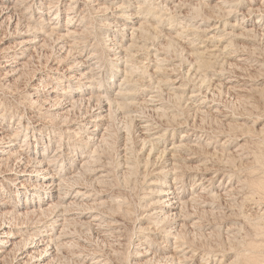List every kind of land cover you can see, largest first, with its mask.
Instances as JSON below:
<instances>
[{
	"label": "rangeland",
	"instance_id": "obj_1",
	"mask_svg": "<svg viewBox=\"0 0 264 264\" xmlns=\"http://www.w3.org/2000/svg\"><path fill=\"white\" fill-rule=\"evenodd\" d=\"M4 1L0 235L16 236L0 264H161L166 249L178 264H264V0ZM172 183L182 221L162 206ZM76 188L88 206L38 205Z\"/></svg>",
	"mask_w": 264,
	"mask_h": 264
},
{
	"label": "bare ground",
	"instance_id": "obj_2",
	"mask_svg": "<svg viewBox=\"0 0 264 264\" xmlns=\"http://www.w3.org/2000/svg\"><path fill=\"white\" fill-rule=\"evenodd\" d=\"M80 1V0H79ZM85 1V0H84ZM87 1V0H86ZM225 1H227V0H220V3L222 2V4L225 2ZM10 2V1H9ZM16 2V1H15ZM114 2V1H113ZM256 2V1H255ZM254 2V3H255ZM264 2V1H263ZM203 3V2H202ZM218 3V2H217ZM14 4V3H13ZM12 4V5H13ZM73 4V3H72ZM97 4H99L100 5V3H97ZM18 5V4H17ZM71 5V4H70ZM69 5V6H70ZM98 5V6H99ZM216 5V4H215ZM262 5H264V4H262ZM261 5V6H262ZM14 6H16V5H14ZM122 6V5H121ZM207 6V5H206ZM261 6H260V8H261ZM11 6H9L4 0H0V9H3V11H2V13L3 12H5V10H8L9 11V9H11L10 8ZM77 7V6H76ZM219 7V6H218ZM253 7V6H252ZM262 7H264V6H262ZM228 8V7H227ZM260 8H259V11H260ZM15 9V8H14ZM71 9V8H70ZM84 9L85 8H82L81 10L82 11H84ZM118 9V8H117ZM220 9H223V8H220ZM225 9V8H224ZM254 9V8H253ZM253 9H250L249 10V13L250 14H252V13H256V12H254L255 10H253ZM256 9H258V8H256ZM261 9H264V8H261ZM219 10V9H218ZM72 11V10H71ZM257 11V10H256ZM263 11L264 10H261V12L263 13ZM12 12V11H11ZM70 12V11H69ZM209 12V11H208ZM248 12V11H247ZM72 13V12H71ZM248 13V14H249ZM9 14V13H8ZM211 14V13H210ZM0 15H3V14H0ZM246 15H247V13H246ZM263 15V14H262ZM244 16V15H243ZM119 17V16H118ZM246 17H249V15L248 16H246ZM14 18V17H13ZM69 20H68V24H71V22H70V20H71V18H68ZM81 20V19H80ZM259 21H256V20H254V21H252V22H250L249 24L250 25H256V24H259L258 23ZM67 23V22H66ZM78 23V22H77ZM243 23V22H242ZM261 24V23H260ZM72 26H73V24H71ZM78 25V24H77ZM214 25H215V23H214ZM82 26V25H81ZM80 26V27H81ZM263 26V25H262ZM65 27V26H64ZM258 27V26H257ZM260 27V26H259ZM52 28V27H51ZM132 28V27H131ZM133 28H135V27H133ZM255 28V27H254ZM252 29V30H255V29ZM39 29V28H38ZM73 29H75V32L77 31V29L78 28H72L71 26L70 27H68V28H66V31L63 33L64 35H68V34H70L71 32H74V30ZM245 29V28H244ZM258 29V28H257ZM55 30V29H54ZM148 30V29H147ZM261 30H264V27H263V29L261 28ZM53 31V30H52ZM134 31V30H133ZM151 31V30H150ZM55 32H57V31H55ZM83 32V31H82ZM135 32V31H134ZM145 32V31H144ZM51 33V32H50ZM76 33H78V32H76ZM241 33V32H240ZM246 33V32H245ZM46 34V33H45ZM60 34V33H59ZM80 34H82V33H80ZM257 34V33H256ZM262 34H264V33H262ZM56 35V34H55ZM190 35V34H189ZM188 35V36H189ZM258 35H259V32H258ZM37 36V35H36ZM43 36V35H42ZM61 37H62V35H61ZM60 37V38H61ZM263 37V36H262ZM37 39V38H36ZM33 40V39H32ZM42 40V39H41ZM44 40H45V38H44ZM31 42V41H30ZM194 44V43H193ZM192 44V45H193ZM190 45V44H189ZM193 49V48H192ZM191 51V50H190ZM191 53V52H190ZM92 56V55H91ZM120 58V57H119ZM83 62V61H82ZM90 64V63H89ZM70 69V68H69ZM72 70V69H71ZM86 73V72H85ZM71 77V76H70ZM73 78V77H72ZM68 79H69V77H68ZM75 79V78H74ZM77 81V80H76ZM232 81V80H231ZM230 81V82H231ZM182 85V84H181ZM184 85V84H183ZM232 85V84H231ZM91 87V86H90ZM231 87V86H230ZM234 87H237V86H234ZM54 88V87H53ZM59 88V87H58ZM229 88V87H228ZM232 88H233V86H232ZM233 89H236V88H233ZM232 89V90H233ZM241 89V88H240ZM52 90V89H51ZM55 90V89H54ZM69 91H72V90H69ZM68 91V92H69ZM47 92H49V90H47ZM55 92H57V91H55ZM54 92V93H55ZM65 92H66V90H65ZM61 93V92H60ZM63 93V92H62ZM61 93V94H62ZM43 94V93H42ZM206 94H207V92H206ZM99 95H101V94H99ZM44 96V95H43ZM42 96V97H43ZM51 96V95H50ZM107 96V95H106ZM207 96V95H206ZM55 97H60V94H59V92H57L56 93V95H55ZM52 98H53V96H52ZM61 98H63L64 100H66V102L68 103V105L69 106H71V105H73L75 102H76V100L78 101V99L80 100V98H81V94L80 93H78V92H70V93H67L66 95H63L62 94V97ZM84 99V98H83ZM39 100V99H38ZM43 101V100H42ZM83 101V100H82ZM207 101V100H206ZM65 102V103H66ZM56 103V102H55ZM82 103V102H81ZM63 104V103H62ZM118 104V103H117ZM157 104V103H156ZM76 105V104H75ZM153 105H154V103H153ZM201 105V104H200ZM207 105V104H206ZM55 106V105H54ZM202 106H204V105H202ZM57 107V106H56ZM65 107V106H64ZM100 107V106H99ZM66 108V107H65ZM71 108V107H70ZM103 108V107H102ZM69 109V108H68ZM107 109V108H106ZM94 110V109H93ZM107 110H109V109H107ZM216 110H218V109H216ZM200 111V110H199ZM109 112V111H108ZM107 114V113H106ZM91 115V114H90ZM89 117V116H88ZM105 119H106V115L104 114V109H102V110H100L98 113H96V114H94L93 115V117H92V119H91V121L89 120V125H87L88 127L90 126L91 128H92V130L90 129V134L91 135H93L94 137L95 136H97V135H99V133H100V130H101V128H102V126H104V121H105ZM85 124V123H84ZM149 125V124H148ZM3 128V126H1L0 125V129H2ZM85 129H86V127H85ZM88 129V128H87ZM0 132H2L1 130H0ZM87 132V131H86ZM89 133V132H88ZM102 134H103V132H102ZM148 134V133H147ZM146 134V135H147ZM89 135V134H88ZM186 135H188V134H186ZM5 136V135H4ZM3 137V136H2ZM2 137L0 136V142H4L3 140H2ZM11 137V136H10ZM101 137V136H100ZM146 137H148V136H146ZM7 139V138H6ZM5 140V139H4ZM13 141V140H12ZM95 141V140H94ZM7 142H9V141H7ZM151 142H153V141H151ZM178 142V141H177ZM197 143V142H196ZM5 144H7L6 142H5ZM12 144V143H11ZM174 144V143H173ZM179 144V143H178ZM0 145H2V144H0ZM199 145V144H198ZM173 146V145H172ZM3 147V146H2ZM174 147V146H173ZM178 148H182V149H184V148H186V144H184V143H181V144H179L178 145ZM164 149V148H163ZM191 149V148H190ZM193 149V148H192ZM165 150V149H164ZM163 150V151H164ZM0 152L1 153H5V152H7V150H3V148H0ZM175 153V152H174ZM7 154V153H6ZM10 154V153H9ZM181 155V154H180ZM36 156V155H35ZM84 156V155H83ZM172 156V155H171ZM170 156V157H171ZM2 157V156H1ZM82 157V156H81ZM28 158V157H27ZM25 159V158H24ZM31 159V158H30ZM82 159V158H81ZM171 159H173V158H171ZM170 159V160H171ZM188 159V158H187ZM54 161V160H53ZM85 161H86V159H85ZM171 161H173V160H171ZM176 161V160H175ZM187 161V160H186ZM55 162V161H54ZM188 162V161H187ZM31 163V162H30ZM39 163H40V165H43L44 164V161H42V160H40L39 161ZM48 163H50V162H48ZM172 163V162H171ZM46 164V163H45ZM84 164V163H83ZM82 164V165H83ZM86 164V163H85ZM174 164V163H173ZM180 164V163H179ZM187 164V163H186ZM52 166V165H51ZM77 166H79V165H77ZM181 166V165H180ZM48 167V166H47ZM174 167V166H173ZM79 168V167H78ZM84 168V167H83ZM48 169V168H47ZM48 170H50V169H48ZM170 170V169H169ZM174 170H175V167H174ZM37 171V170H36ZM39 171V173H37L38 175L39 174H43V172L45 171V169H43V168H41V169H39L38 170ZM73 172L75 171V169L74 170H72ZM46 172V171H45ZM77 172V171H76ZM31 173V172H30ZM34 173V172H33ZM52 173V172H51ZM63 174V173H62ZM44 175V174H43ZM49 175V174H48ZM30 176V175H29ZM40 176V175H39ZM47 175H45V177H43V178H47L46 177ZM53 176V175H52ZM60 176V175H59ZM64 176V175H63ZM73 176V175H72ZM209 176V175H208ZM65 177V176H64ZM70 177V176H69ZM77 177V176H76ZM211 177V176H210ZM59 178V177H58ZM175 178V177H174ZM177 179V178H176ZM207 179H209V178H207ZM62 179H56V178H52L51 179V181L46 185L48 188L47 189H49V190H47V191H52V190H55V192H58V190H59V188H61L62 187V181H61ZM66 180V179H65ZM65 180H63V181H65ZM194 180V179H193ZM41 181V180H40ZM176 181V180H175ZM199 181V180H198ZM203 181V180H202ZM212 181V180H211ZM173 182V181H172ZM42 183V182H41ZM44 183V182H43ZM66 183V182H65ZM167 183H169V182H167ZM195 183V182H194ZM193 183V184H194ZM199 183V182H198ZM198 183H196L197 185H198ZM204 183V182H203ZM196 184H194V185H196ZM66 185H68L67 183H66ZM203 185V184H202ZM38 186V185H37ZM64 186V185H63ZM70 186H72V185H70ZM79 186V185H78ZM82 186V185H81ZM164 186V185H163ZM166 186V189L165 190H163L162 192H164L163 194H164V196H163V199H162V206L164 207V212L165 213H167V214H169V217L168 218H170V216L171 215H173L172 217L174 218V215L176 216V218H177V220H181V219H187V217L184 215V214H178V211H180L179 209H180V206L184 203V201H183V198H181V197H179V193L176 191V188H175V185L172 183V184H167V185H165ZM43 187H45L44 185H43ZM161 187V186H160ZM208 187V186H207ZM65 188H67V187H65ZM71 188V187H70ZM81 188V187H80ZM165 188V187H164ZM203 188V187H202ZM205 188V187H204ZM36 189V188H35ZM52 189V190H51ZM68 189V188H67ZM72 189V188H71ZM79 189V188H78ZM86 189V188H85ZM206 189V188H205ZM205 189H203V190H205ZM208 189V188H207ZM74 190V189H73ZM224 190V189H223ZM228 190V189H227ZM69 191V190H68ZM68 191H65L64 192V194H62V195H56L54 192L51 194V195H49L47 198L45 197V196H43V197H41V201L40 200H38L39 201V204L38 205H45V204H48V202L50 203V201H51V199L53 200L55 197H57L58 198V202H59V204L64 208V210L65 211H67L68 209H70V207H72V206H88L89 204H87L88 202H87V200L85 199V198H87V197H85V193L86 192H82L83 190H77V188L75 189V191H76V194L72 197V194H70L69 195V193H68ZM71 191V190H70ZM87 191V190H86ZM197 191V190H196ZM206 191V190H205ZM230 191V190H229ZM42 192V191H41ZM201 192V191H200ZM59 193V192H58ZM223 193H225V192H223ZM230 193V192H229ZM232 193V192H231ZM44 194H45V192H44ZM48 194V193H47ZM68 194V195H67ZM198 194V193H197ZM227 194V193H226ZM201 195V194H200ZM225 195V194H224ZM228 195V194H227ZM84 196V197H83ZM192 197H194L193 195H191ZM223 196V195H222ZM40 197V196H39ZM71 197H72V199H71ZM197 197V196H196ZM191 198V197H190ZM189 198V199H190ZM188 199V198H187ZM198 199V198H197ZM193 201V200H192ZM195 201V200H194ZM200 201V200H199ZM35 202V201H34ZM191 202V201H190ZM186 203V202H185ZM7 204V203H6ZM34 204V203H33ZM58 204V203H57ZM91 205V204H90ZM183 206V205H182ZM15 207V206H14ZM33 207H35V206H33ZM95 207V206H94ZM185 207V206H184ZM183 207V208H184ZM39 208V207H38ZM50 208V207H49ZM76 208H78V207H76ZM80 208V207H79ZM92 208V207H91ZM47 209H48V207H47ZM47 209H44V210H47ZM83 209V208H82ZM85 209V208H84ZM89 209V208H88ZM185 209V208H184ZM33 210V209H32ZM38 210H40V209H38ZM50 210H51V208H50ZM23 211V210H22ZM27 211V210H26ZM47 211H49V209L47 210ZM87 211V210H86ZM182 211V210H181ZM29 212V211H28ZM71 212H73L74 213V211H71ZM76 212V211H75ZM80 212V211H79ZM162 212V211H161ZM22 213V212H21ZM76 213H78V212H76ZM75 213V214H76ZM188 213V212H187ZM65 214H68V213H65ZM71 214V213H70ZM74 214V215H75ZM160 214V213H159ZM26 215V214H25ZM64 214H58V216H63ZM78 215V214H77ZM76 215V216H77ZM165 215V214H164ZM259 215V214H258ZM72 216V215H71ZM82 216V215H81ZM166 216V215H165ZM189 216V215H188ZM253 216V215H252ZM70 217V216H69ZM106 217V216H105ZM99 217H96V218H94V220H99L98 219ZM166 218V217H165ZM257 218V217H256ZM54 219V218H53ZM68 218L67 217H63L62 218V220L63 221H67L68 223L70 222V221H68L67 220ZM81 219V218H80ZM190 219V218H189ZM93 220V219H92ZM192 220H193V218H192ZM59 221H61V219H58V221L55 223V221H54V227L52 228L51 226V228H52V234L50 233V235H49V238H47L48 236H43V232H39L38 231V235H39V238H38V241H35V238H34V245L36 246H40L41 244H45V245H47L48 247H49V245H50V242H52V240L54 239V236H55V234L56 233H58L59 232V229H61V227L63 226V223L61 222V223H58ZM72 221V220H71ZM174 221V220H173ZM173 221H172V223H173ZM182 221V220H181ZM197 221V220H196ZM49 222V221H48ZM85 222H87V221H85ZM91 222V221H90ZM107 222V221H106ZM105 222V223H106ZM109 222V221H108ZM113 222V221H112ZM112 222H111V224H112ZM66 223V222H65ZM80 223V222H79ZM101 223V221L98 223V224H100ZM177 223V222H176ZM180 222H178L177 224H179ZM52 224V223H51ZM93 224V223H92ZM110 224V225H111ZM117 224V223H116ZM176 224V225H177ZM183 224H184V221H183V223H182V227H183ZM186 224V223H185ZM197 224V223H196ZM201 224V223H200ZM67 225V224H66ZM194 225V224H193ZM192 225V227H195V226H193ZM9 226V225H8ZM12 226V225H11ZM53 226V225H52ZM102 226V225H101ZM174 226V225H173ZM186 226V225H185ZM190 227H191V225H189ZM264 226V225H263ZM98 227H99V225H98ZM97 227V228H98ZM107 227V226H106ZM37 228V227H36ZM45 228V227H44ZM100 228V227H99ZM180 228V227H179ZM187 228V227H186ZM35 229V228H34ZM102 229V228H101ZM22 230V229H21ZM29 230V229H28ZM99 230V229H98ZM104 230V229H103ZM102 230V231H103ZM176 230H179L178 228L176 229ZM25 231V230H24ZM37 231V230H36ZM105 231V230H104ZM112 231V230H111ZM114 231H115V229H114ZM172 231V230H171ZM29 232H30V230H29ZM32 232V231H31ZM110 232V231H109ZM108 232V233H109ZM173 232V231H172ZM181 232H182V230H181ZM180 232V234H181V236H182V234H184L183 232L181 233ZM3 234H1L0 235V251L2 252V251H4V248L7 246V244H10L11 242H12V238L13 237H15L16 236V233L15 232H13V231H11L10 229L9 230H5L4 232H2ZM18 233V232H17ZM114 233V232H113ZM178 233V232H177ZM177 233H176V236H177ZM37 234V233H36ZM104 234V233H103ZM106 234V233H105ZM180 234H178V235H180ZM37 235V236H38ZM59 235H62V233L61 234H59ZM173 235H175V234H173ZM19 236V235H18ZM36 236V235H35ZM29 238V237H28ZM62 238H64V237H62ZM19 239V238H18ZM21 239V238H20ZM57 240V239H56ZM33 241V240H32ZM31 241V242H32ZM61 241V240H60ZM13 243V242H12ZM61 243V242H60ZM64 243V242H63ZM14 244V243H13ZM18 244V243H17ZM175 244V243H174ZM176 244H177V242H176ZM33 245V246H34ZM65 245V244H64ZM181 245V244H180ZM184 245V244H183ZM175 246V245H174ZM14 247V246H13ZM29 247V246H28ZM52 247V246H51ZM59 247V246H58ZM176 248V247H175ZM179 248V247H178ZM46 249V248H45ZM171 249V248H170ZM173 249V248H172ZM25 250V249H24ZM55 250H56V248H55ZM80 250V249H79ZM39 251V250H38ZM177 249H173V250H164V251H160V254H158V258H156L158 261L157 262H160L161 264H178V263H176L175 261L176 260H178V261H183V259H180V255H177L178 253H177ZM31 252V251H30ZM43 252V251H42ZM149 252V251H148ZM46 253V252H45ZM51 253V252H50ZM144 253V252H143ZM184 253V252H183ZM147 254V253H146ZM27 255V254H26ZM145 255V254H144ZM155 254H153V256H154ZM26 257V256H25ZM186 257H188V256H186ZM190 257V256H189ZM97 258V257H96ZM154 258V257H153ZM184 258V257H183ZM187 260V259H186ZM191 261V260H190ZM184 263V262H183ZM188 263V262H187ZM189 264V263H188Z\"/></svg>",
	"mask_w": 264,
	"mask_h": 264
}]
</instances>
